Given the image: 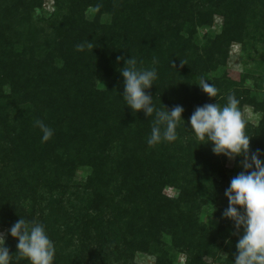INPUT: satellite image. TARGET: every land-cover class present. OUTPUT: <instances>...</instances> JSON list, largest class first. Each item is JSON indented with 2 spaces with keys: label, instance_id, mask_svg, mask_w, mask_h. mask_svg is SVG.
<instances>
[{
  "label": "trees",
  "instance_id": "obj_1",
  "mask_svg": "<svg viewBox=\"0 0 264 264\" xmlns=\"http://www.w3.org/2000/svg\"><path fill=\"white\" fill-rule=\"evenodd\" d=\"M40 1L0 0V225L43 224L55 264H105L110 246L128 264H137L138 251L156 256L155 264H176L182 252L185 264H211L223 244L233 264V223L201 219L205 197L222 189L210 175L220 156L188 121L198 106H224L234 94L242 115L245 105L262 112L246 132L251 150L264 152L263 86L246 84L257 72L232 77L228 67L235 42L264 52V0H56L53 33L43 41L31 36L37 27L29 17ZM216 14L221 30L201 37ZM131 57L138 68L156 67L146 90L156 108H184L186 128L182 121L175 142L150 147L155 114L124 103L120 70ZM201 77L216 97L200 89ZM36 120L54 130L49 141H41ZM80 170L84 180L76 178ZM17 243L9 231L13 264Z\"/></svg>",
  "mask_w": 264,
  "mask_h": 264
},
{
  "label": "clouds",
  "instance_id": "obj_2",
  "mask_svg": "<svg viewBox=\"0 0 264 264\" xmlns=\"http://www.w3.org/2000/svg\"><path fill=\"white\" fill-rule=\"evenodd\" d=\"M84 47L83 44L77 45V50L83 51ZM88 47H91L90 43ZM121 59L123 57L117 58L118 61ZM120 74L124 78V103L134 113L143 111L151 118L155 114L148 145L175 142L178 139L177 128L182 121L185 127L182 118L184 108L176 105L168 110L163 105L158 109L153 104V98L146 90L158 79L156 67L138 68L136 59L131 57L124 60ZM208 81L207 77H201L197 85L210 98L216 97L219 90ZM239 104L235 95L229 94L224 106L218 103L198 106L188 123L198 140L212 145L213 154L223 155L229 161L241 158L239 166L242 171L231 179L224 192L228 207L222 213V219L231 221L235 229L232 235H238L233 264H264V152L251 150V137L247 135V122ZM34 127L40 129L42 142L49 141L54 135V130L42 120H36ZM9 231L18 240L16 264L25 259L28 264H55V245L43 224L20 218ZM12 257L5 246V237L0 233V264H13Z\"/></svg>",
  "mask_w": 264,
  "mask_h": 264
},
{
  "label": "rangeland",
  "instance_id": "obj_3",
  "mask_svg": "<svg viewBox=\"0 0 264 264\" xmlns=\"http://www.w3.org/2000/svg\"><path fill=\"white\" fill-rule=\"evenodd\" d=\"M57 9L58 7L56 4V0H41L40 4H36L31 7L29 17L32 18V21L37 27L32 33V37L39 38L41 41H43V39H45L46 37H51L53 33L54 22H56L57 20L55 16ZM92 12L93 10L91 9L89 11V14H91ZM213 19L214 23L211 27L200 29L201 37H203L206 33L219 32L221 30L223 18L220 15L216 14L213 16ZM259 44L260 47L263 46L262 43ZM228 67L229 75H231L232 77H237L239 73L247 70H253L257 72L255 75L256 77L249 78L246 84L247 86L252 88H256L257 84H261L263 86L262 91H264V52L262 50L257 49L254 46L251 49H248L244 43L235 42L231 46ZM261 116V111H257L254 109V107L249 105L244 106L243 118L246 120L248 127L256 126L259 123ZM240 159L241 158H237L236 161H229L226 157L220 155L221 165L215 171L210 173L212 180L219 181L222 184V189L219 190L218 196H216L215 199L212 198L211 194L205 197L206 203L203 204V207L201 209V219L209 226L217 227L218 225H220V223L223 222V220H227L222 219V213L228 207V200L224 195L225 187L229 180L231 181L232 178H234L239 174V172L242 171V168L239 166ZM86 175V170H80L76 178L77 180H84L86 178ZM216 181H213V183H215ZM218 189H220V187ZM165 192L168 195L174 197H176L179 193L176 188L170 186L165 188ZM8 232V227H3L0 225V233L4 235L5 239L8 235ZM224 248L225 244L217 247L216 256L213 258L208 257L207 260L211 264H226V257L229 255V252L225 251ZM107 258L108 260H105V264H128L125 263L124 256L122 257L114 253L112 246L108 248ZM186 259V253L182 252L178 255V261L176 262V264H185ZM132 261L137 264H155L156 256L138 251L136 252ZM86 264H104V262H102L101 260H90Z\"/></svg>",
  "mask_w": 264,
  "mask_h": 264
}]
</instances>
